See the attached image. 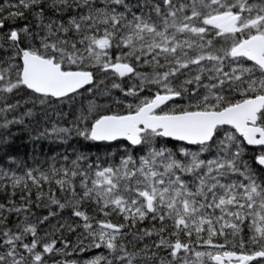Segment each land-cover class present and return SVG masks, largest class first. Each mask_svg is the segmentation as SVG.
<instances>
[{
	"label": "snow or ice",
	"instance_id": "1",
	"mask_svg": "<svg viewBox=\"0 0 264 264\" xmlns=\"http://www.w3.org/2000/svg\"><path fill=\"white\" fill-rule=\"evenodd\" d=\"M0 264H264V0H0Z\"/></svg>",
	"mask_w": 264,
	"mask_h": 264
}]
</instances>
